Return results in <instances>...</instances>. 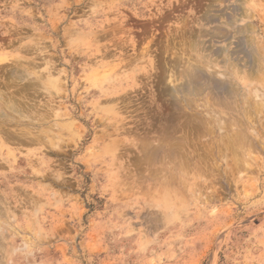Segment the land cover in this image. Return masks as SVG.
<instances>
[{
	"label": "rangeland",
	"instance_id": "rangeland-1",
	"mask_svg": "<svg viewBox=\"0 0 264 264\" xmlns=\"http://www.w3.org/2000/svg\"><path fill=\"white\" fill-rule=\"evenodd\" d=\"M0 94V264H264V0H0Z\"/></svg>",
	"mask_w": 264,
	"mask_h": 264
},
{
	"label": "bare ground",
	"instance_id": "bare-ground-1",
	"mask_svg": "<svg viewBox=\"0 0 264 264\" xmlns=\"http://www.w3.org/2000/svg\"><path fill=\"white\" fill-rule=\"evenodd\" d=\"M250 42V41H249ZM247 42V43H249ZM251 44V43H250ZM249 44V46H250ZM255 60V59H254ZM255 62V61H254ZM256 64V63H255ZM179 68V67H178ZM177 68V69H178ZM197 69V68H195ZM180 71V69H179ZM212 78V77H211ZM171 92H174V89H170ZM182 91V90H180ZM183 93V92H182ZM1 95V94H0ZM2 98H0V128L1 131L6 135V137L10 140L19 139L17 138V134L15 131H12L9 126H17L19 127L21 124V121L19 119L16 120V118L13 115L6 114L2 109H12L13 113H18L19 117L23 116V111L18 103H15V101L12 100L10 97H6L2 94ZM12 118V119H11ZM11 119V120H10ZM16 127V128H17ZM194 159V157H193ZM192 159V160H193ZM196 159V158H195Z\"/></svg>",
	"mask_w": 264,
	"mask_h": 264
}]
</instances>
